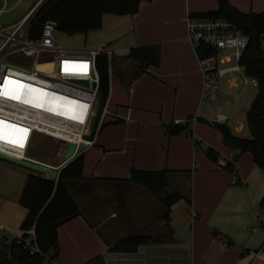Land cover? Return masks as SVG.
Wrapping results in <instances>:
<instances>
[{
	"label": "crops",
	"instance_id": "1",
	"mask_svg": "<svg viewBox=\"0 0 264 264\" xmlns=\"http://www.w3.org/2000/svg\"><path fill=\"white\" fill-rule=\"evenodd\" d=\"M17 2L7 5L2 0L1 21L19 19L30 5L2 17ZM209 2L139 0L132 13L103 12L98 27L72 34L60 30L64 45L106 47L115 54L132 45L156 43L159 61L131 78L127 69L109 79L104 119L119 120L100 125L82 149L83 178L64 181L79 213L57 226L56 264H182V252H190L188 264H264L263 251L254 255L264 240V215L258 207L264 173L249 152L225 144L219 131L209 136L206 123L214 117L201 99V74L186 37L185 16L212 9ZM224 110V122L238 134L243 122L228 124L231 109ZM169 123H186L187 130L167 134ZM0 137L10 138L2 132ZM206 145L217 151V159L230 155L232 169L209 159ZM3 160L0 223L10 240V230H19L25 214L18 199L32 171ZM131 168L165 170V187L152 194L125 181ZM172 191L179 199L164 217L160 198ZM127 235H146L148 240L133 252L108 250Z\"/></svg>",
	"mask_w": 264,
	"mask_h": 264
},
{
	"label": "built area",
	"instance_id": "2",
	"mask_svg": "<svg viewBox=\"0 0 264 264\" xmlns=\"http://www.w3.org/2000/svg\"><path fill=\"white\" fill-rule=\"evenodd\" d=\"M42 1L35 0L15 21L0 20V132L10 137H0L4 143L0 152L17 158L28 157L25 151L34 132L64 143L72 142L73 153L77 152L79 142L84 147L91 144L93 137L87 139L82 135L88 131L96 105L95 54L100 50L107 55L111 52L106 47L62 44L56 34V23L50 18H45L38 29H32L34 13ZM185 25L201 74V99L213 102L218 98L219 79L223 75L228 87H236L239 82L256 85V79L245 74L238 60L248 34L218 15L187 13ZM17 54L28 58L25 62L15 61L12 57ZM81 79L86 83L80 82ZM106 105L107 97L102 103L98 125ZM225 119L224 112L216 111L214 121ZM227 160L218 158L217 165L224 167ZM259 212L264 215L263 209L259 208ZM5 230L0 223V239H7ZM23 232L25 237L21 236ZM10 233V239L21 244L27 254L36 256L40 264H56L53 249L43 252L36 245L32 227ZM260 250L261 247L254 255Z\"/></svg>",
	"mask_w": 264,
	"mask_h": 264
},
{
	"label": "trees",
	"instance_id": "3",
	"mask_svg": "<svg viewBox=\"0 0 264 264\" xmlns=\"http://www.w3.org/2000/svg\"><path fill=\"white\" fill-rule=\"evenodd\" d=\"M139 0H43L33 16L32 29L36 30L45 18L53 19L58 30L67 34L83 32L89 28L98 27L103 12L132 13L136 11ZM216 6L191 14L207 16H223L232 21L243 32L248 34L245 46L239 54V62L243 65L245 74L256 79V89L248 107L244 110V121L249 132L243 137L231 131L225 122H214L225 144L238 152L247 151L253 163L264 173V51L260 46V36L264 32V8L258 11H242L228 0H215ZM207 49L205 52H208ZM198 52H201L198 46ZM127 61V62H126ZM159 61V49L156 43L132 45L124 54L112 51L107 55L103 50L95 54V65L98 74L97 92L102 100L108 95L109 79L114 72L128 69L131 78L151 64ZM128 63V68L125 67ZM115 74V73H114ZM107 107V105H106ZM107 110V109H106ZM103 113L100 125L119 118L104 119ZM167 134L187 130L186 123H169L165 125ZM205 155L215 161L217 151L210 145L204 148ZM83 150L76 153L61 167L56 178H47L42 174L29 172L23 183L18 203L25 209V214L19 224L24 231L32 227L35 243L45 252L53 249L56 255L57 226L67 219L76 216L78 208L65 187L64 181L82 179ZM224 168L231 170L232 163L226 161ZM125 181L137 183L147 192L155 194L166 185L165 170H140L131 168ZM179 199V194L172 191L160 198L164 208L163 216L167 217L168 207ZM258 207L264 210V194L258 202ZM264 227V223H263ZM25 237L24 232L21 234ZM146 235H127L114 241L108 250L112 252H133L140 244L147 242ZM264 252V240L261 244ZM8 252L13 259L11 264H40L36 256H31L15 244V239L7 241L0 239V255Z\"/></svg>",
	"mask_w": 264,
	"mask_h": 264
},
{
	"label": "rangeland",
	"instance_id": "4",
	"mask_svg": "<svg viewBox=\"0 0 264 264\" xmlns=\"http://www.w3.org/2000/svg\"><path fill=\"white\" fill-rule=\"evenodd\" d=\"M34 1L35 0H19V2H17L15 6L6 8L1 15L2 17H7V18L14 16L16 13H21L25 11L28 5L29 4L31 5ZM209 1L210 0H208V3L206 4H211ZM211 1H212V5L210 6H213L212 8H214L216 6V1L215 0H211ZM228 1L239 10L258 11L264 8V0H228ZM12 2L13 0H5V3H7V5H10ZM1 3L2 0H0V4ZM56 34L58 37L59 35L61 37L60 30L57 29ZM260 46L264 51V32L260 36ZM27 58L28 57L21 54L14 55L12 57L13 60L19 62H25ZM237 75L240 76L239 74ZM224 77L225 75L221 76L219 79L220 88L218 90V98L213 102L205 103L207 105V110L214 117L216 111L218 110L223 111L226 107H229L231 109V114L228 115V119L226 120V122L228 124H232V123L237 124L238 122H243L244 126L240 128L238 134L243 137H248L250 134L247 130L246 125L244 124V110L248 107L249 101L255 92L256 86L251 84L250 82H243V83L239 82V84L236 87H231V88L228 86L226 87ZM233 89H235V91H232ZM214 122L216 121L213 120V121H208V123H206L208 124V129H210L209 136L212 135L211 132H216V133L218 132V129L215 126ZM101 127H104V124ZM98 129L99 126L97 125L93 136H96V132ZM64 145L65 143L61 139L54 138L44 133L34 132L26 148L25 153L28 157L32 156L34 159L41 161V163L57 166L62 159V148L64 147ZM237 155L234 156V159L236 158ZM229 158H231L230 155ZM0 161H2V158H0ZM7 253L8 252H4L5 256L0 255V264H11V262L13 261V259L10 258V255H8ZM182 253H183L182 255L183 258L185 257L184 262L182 264H188L190 262L189 260L190 252H182Z\"/></svg>",
	"mask_w": 264,
	"mask_h": 264
},
{
	"label": "water",
	"instance_id": "5",
	"mask_svg": "<svg viewBox=\"0 0 264 264\" xmlns=\"http://www.w3.org/2000/svg\"><path fill=\"white\" fill-rule=\"evenodd\" d=\"M79 81L82 83H86V80L84 79H81ZM95 97H96V105H95L94 113L92 115V118L88 126V131L86 133H83L82 135L84 138L87 139H91L94 135V132L98 125V118L103 103V100L98 92L96 93ZM83 147H84L83 143L79 142L76 145V150H77L76 153L81 151ZM73 149H74V144L72 142H66L62 152V159L60 163L55 167L43 164L41 163V161L30 157L17 158L3 152H0V158L10 161V163L26 168L34 173L42 174L45 177L52 179V178H56L58 170L61 167H63L67 163V161L70 160L76 154L73 153ZM55 168H57V171L55 170Z\"/></svg>",
	"mask_w": 264,
	"mask_h": 264
},
{
	"label": "bare ground",
	"instance_id": "6",
	"mask_svg": "<svg viewBox=\"0 0 264 264\" xmlns=\"http://www.w3.org/2000/svg\"><path fill=\"white\" fill-rule=\"evenodd\" d=\"M0 142H1V140H0ZM1 143H3V142H1ZM3 144H0V146H2Z\"/></svg>",
	"mask_w": 264,
	"mask_h": 264
},
{
	"label": "snow or ice",
	"instance_id": "7",
	"mask_svg": "<svg viewBox=\"0 0 264 264\" xmlns=\"http://www.w3.org/2000/svg\"><path fill=\"white\" fill-rule=\"evenodd\" d=\"M15 98V97H14Z\"/></svg>",
	"mask_w": 264,
	"mask_h": 264
}]
</instances>
